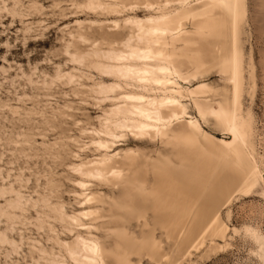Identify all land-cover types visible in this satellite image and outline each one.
<instances>
[{"label":"bare ground","instance_id":"obj_1","mask_svg":"<svg viewBox=\"0 0 264 264\" xmlns=\"http://www.w3.org/2000/svg\"><path fill=\"white\" fill-rule=\"evenodd\" d=\"M70 1L71 9L87 10L95 19L74 22L64 48L71 68L63 72L59 67L50 81L66 80L77 103L67 102L60 118L76 125L78 137H99L92 145L100 153L82 158L69 149L77 161L65 164L77 176L71 178L77 205L71 213L53 178H46V190L36 199L25 200L13 185L1 186L0 197L13 196L0 203V219L6 221L0 244L11 253L22 248L24 237L19 242L8 230L20 221L18 211L31 204L42 207L34 225L47 229L46 244L28 239L37 264H134L145 254L168 264L155 230L175 237L179 246L189 223L209 211L208 223L182 256L197 264L189 260L194 254L207 258L228 245L222 208L236 194L264 182L254 117L243 103L244 95L253 96L257 86L252 50L248 55L245 50L248 0ZM31 7L44 8L35 2ZM139 9L143 16L136 13ZM199 41L205 43L207 56L196 50ZM214 69L225 82L222 89L205 80ZM192 80L197 81L194 86L183 85ZM89 103L100 110L97 125L85 112L79 116ZM190 107L200 119L189 116ZM200 120L222 130V136L206 130ZM64 127L57 128L59 137H77ZM129 139L153 144L157 154L167 145L175 147L182 167L153 157L145 148L118 147L119 141ZM121 193L138 204L133 211L116 203ZM54 222L60 223L61 232ZM246 230L264 258V235ZM217 236L223 245L215 243Z\"/></svg>","mask_w":264,"mask_h":264},{"label":"rangeland","instance_id":"obj_2","mask_svg":"<svg viewBox=\"0 0 264 264\" xmlns=\"http://www.w3.org/2000/svg\"><path fill=\"white\" fill-rule=\"evenodd\" d=\"M55 1L0 0V187L13 185L15 190L26 195L25 200L36 199L37 195L46 190V178H53L59 183V198L65 202L66 210L71 213L77 209L73 197V190L76 187L72 184L71 178L77 176L65 165L76 161L71 157L69 149L79 153L82 158H94L100 152L95 145H92V141L99 137H78L76 125L68 118H60V109L69 101L76 104L77 99L73 97L65 79L56 80L57 82L54 81L52 84L50 79L55 76L59 67L63 72L71 68L64 48L70 39L69 32L75 29L74 22L94 20L95 17L87 10L75 7L71 9L73 3L70 0H57L60 1L59 5L55 4ZM137 1L145 2V0ZM34 2L44 8L34 10L31 7ZM248 10L249 34L245 50L247 55L252 50L257 86L253 96L248 93L244 95L243 103L245 110L249 109L254 117L257 131L256 150L264 177V0H248ZM136 13L143 16L145 11L139 9ZM204 45L203 41H199L196 50L199 49L203 56H207ZM213 48H218V45H213ZM205 80L219 89L225 85L217 69L212 70ZM196 82L192 80L182 84L192 87ZM185 102L190 103L188 100ZM79 112V116L82 112L90 115V122L97 125L95 118L100 113L98 107L89 103ZM189 114L193 118L200 119L193 107L189 108ZM200 121L206 130L218 137L222 136V130L215 128L211 123ZM59 126H65L67 134L77 137H59L60 132L57 129ZM117 144L119 148L125 149L145 148L146 152L152 151L153 157H161L166 162L174 164L175 168L182 167L181 155L173 146L167 145L161 154H157L154 145L146 142L138 143L129 139L119 141ZM158 146L156 145V148ZM11 196L13 195L0 197V203L3 204L5 199ZM115 201L131 211L134 206H138L133 204V199L123 196L122 193ZM41 208L39 205L33 207L29 204L24 210L18 211L21 219L11 230L13 232L8 231L19 242L21 236L24 237L20 246L22 248L14 254L7 246L0 244V264H37L38 256L32 253L28 239L35 238L46 244L47 229L40 231L33 222L37 217V211ZM209 218V211H203L195 217L189 223L190 228L185 236L189 238H184L179 246L176 245L175 237L165 236L160 229L155 230L156 237L162 240V252L168 257V264H188V259L182 256L188 245L208 223ZM221 218L228 227L225 236L228 245L218 248L209 257H204L205 259L200 258L201 253H197L189 260L196 261L197 264H264L257 243L246 230L255 229L264 235V182L260 181L248 193L236 194L231 203L222 208ZM0 223V230H4L5 219L1 218ZM54 225L58 232L62 231L59 222H54ZM234 228L237 229L236 232L233 231ZM208 241L209 239H206V244L209 243ZM214 241L218 245L225 243L219 236L215 237ZM133 262L159 264L146 254L141 258V262H137V259Z\"/></svg>","mask_w":264,"mask_h":264}]
</instances>
